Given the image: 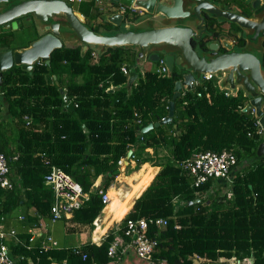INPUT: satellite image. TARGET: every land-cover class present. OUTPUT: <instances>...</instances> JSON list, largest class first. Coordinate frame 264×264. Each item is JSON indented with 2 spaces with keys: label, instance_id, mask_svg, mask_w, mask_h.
Returning a JSON list of instances; mask_svg holds the SVG:
<instances>
[{
  "label": "trees",
  "instance_id": "16d2710c",
  "mask_svg": "<svg viewBox=\"0 0 264 264\" xmlns=\"http://www.w3.org/2000/svg\"><path fill=\"white\" fill-rule=\"evenodd\" d=\"M92 4H83V11L92 20L100 19ZM90 27L98 33L119 31L104 21ZM212 34L219 38L222 30L210 29L203 41L194 44L205 47ZM0 40V48L13 47L7 35L0 34ZM137 55L130 47H109L98 51L95 59L91 48L84 52L80 45L63 46L52 53L50 66L37 63L31 72L14 66L3 73L0 152L8 159L14 187L0 186L4 234L0 251L5 247L13 264H111L114 259L108 249L116 238L113 231L101 245L88 243L79 254L62 247L57 237L58 247L43 249L47 236L34 233L41 229V221L51 225L54 201L45 176L59 167L90 193L89 201L73 212L70 221L94 227L105 208L100 191L106 192L115 179L119 161L138 149L132 159L139 168L150 162L144 154L153 148L166 150L168 158L158 164L161 170L125 218H169L167 226L151 228V237L157 240L153 262L194 264L192 258L199 255L206 259L199 264H217L221 258H254L252 264H264V154H257L263 135L258 133L255 116L243 111L248 97L242 89L226 95L215 78L202 81L195 91L176 100L172 124L141 135L144 127L168 116L179 77L145 72L132 87L126 86L129 76L122 67L137 72ZM65 75H69L67 82ZM60 87L66 90L68 102ZM68 103L74 108H68ZM207 151H232L237 157L235 167L248 164L236 173L229 193L212 178L195 186L182 169L181 162ZM101 175L104 186L96 188ZM20 208H25L24 221L14 223L13 215Z\"/></svg>",
  "mask_w": 264,
  "mask_h": 264
},
{
  "label": "water",
  "instance_id": "95a60500",
  "mask_svg": "<svg viewBox=\"0 0 264 264\" xmlns=\"http://www.w3.org/2000/svg\"><path fill=\"white\" fill-rule=\"evenodd\" d=\"M108 1L112 7L123 5L153 17L162 15L169 22L179 19H186L189 22L185 24L174 22L173 25L134 31L130 28L125 29L126 15L114 9L101 18L119 31L98 33L87 24L81 13L74 10L71 0H0L1 34L25 29L33 36H39L25 47L0 48V85L3 73L14 66H19L27 72H31L37 63L50 66L52 53L63 47L65 37L63 32L66 29L74 34L84 52L92 46L98 47L100 51L109 47H139L140 59L144 57L145 49H148L149 61L159 62L163 59L170 75L176 73L179 80L175 83L168 116L160 122L150 123L144 127L141 130L142 135L160 125L172 124L176 100L185 90L195 91V82L202 75L215 74L224 77L223 83L229 84L233 90L240 86L248 97L243 111L254 110L255 118L263 129V140L257 154L259 156L264 154V74L261 57L249 51H241L236 47L235 41L227 36L214 39L212 34L207 39L205 47L194 44L203 41L204 36L210 33V29L216 30L213 22L222 19L232 25H238L242 29L238 32L239 38L243 37L245 31L246 43L257 49L256 47L264 41V0H241L254 11L251 17H246L243 12L222 9L213 0H190L191 11L184 9V0ZM11 38L14 43L18 36L13 34ZM134 76L135 74L132 75L131 83ZM56 84L59 85V82ZM60 92L68 102L64 88L60 87ZM67 106L74 108L72 103H68ZM131 156L132 150L129 151L127 159ZM119 172L120 169L115 171V174Z\"/></svg>",
  "mask_w": 264,
  "mask_h": 264
},
{
  "label": "crops",
  "instance_id": "0c3cea01",
  "mask_svg": "<svg viewBox=\"0 0 264 264\" xmlns=\"http://www.w3.org/2000/svg\"><path fill=\"white\" fill-rule=\"evenodd\" d=\"M213 1L217 6L221 7L222 9H227V10H233V11L241 12V9L243 6V5L242 6L239 5L240 0H213ZM92 2L96 6V8L99 10V12L101 13L100 17H102L105 13H110L109 11H113L114 9H115V11H117V9H119V7H112L108 0H83L82 2H78V1L72 2V6H73L74 10L78 13H81L86 18V20L88 21L87 24H89V26H95L97 23L102 22V18L96 19V20L95 19L92 20V19L88 18L86 16V13L83 11V9H82L83 4L88 5ZM191 7H192V4L190 3V0H184V9L186 11H191ZM128 14H129V17H128L126 23L124 24L125 29L130 28L131 30H134V31H143L146 29H150V28H154V27H161V26L168 25V24L173 25L174 22L176 24H185V23L189 22L186 19H179L176 21L172 20L174 22H169L162 15H159L158 17H153V15L144 14L143 12L136 11V10H133V11L128 10ZM140 16L146 17V20L142 23H140V21H134L135 18H139ZM153 19H155V21H153ZM150 20H152V21H150ZM149 22H151L153 24L148 25ZM143 23H147L148 27L145 29H133V28H131V25H133V24L139 26ZM213 23L216 25L217 28L222 30L221 36H227L231 30L235 31L237 29H240L238 25H234V24L232 25L228 21H225V20H218V22L216 21ZM194 25H196V23H194ZM63 33L65 36L64 40H63V46H66V47H75L78 45L81 46V44L78 43L77 40L75 39L74 34L71 33L69 30L66 29L65 32H63ZM13 34H16L18 36V39L14 43H12V46L14 48L25 47L29 44L30 41L35 39V35L33 36V34L30 31H27L25 29L20 30L18 32L17 31L11 32L9 34L6 33L3 35H7L11 39ZM229 39H230V37H229ZM130 48H132V50L136 51L138 54L137 56H139V47H130ZM92 49L95 51L99 50L96 47H93ZM147 53H149V50L145 49L144 57L140 58L138 63H137V70H138L137 72L138 73L135 72V69L127 68L129 71V74H127L129 76V79L127 81L126 86L132 87L134 84L137 83V81L139 79V75L140 74L143 75V72H141L140 70L144 67V64H146L147 60L149 61V59H148L149 54H147ZM261 54L262 53L260 51L259 57L261 56ZM263 55L261 57H263ZM155 63H157V66L159 67L158 62H155ZM168 73H169V71H168ZM133 74H135L134 81L131 83V79L133 78L132 77ZM55 78H56V76H55ZM202 78L203 77L201 76L199 79H197L198 82L201 81ZM215 79L219 82V85L225 91V93L228 94V96L234 95L236 93V91H238L241 88L240 86H237V89L233 90L230 88L229 84H228V86L224 85V83H223L224 77L215 75ZM63 80L65 82H67L69 80V75L63 76ZM110 89H112L114 91L116 88L114 86H112ZM185 92L186 91H184V93ZM65 94H66V90H65ZM3 114L4 115L7 114V110L5 108L3 109ZM251 114L253 116H255L253 113H251ZM258 133L263 135V129L261 127L258 128ZM262 140H263V136H262ZM138 152H139L138 149L135 151L132 150V156L129 159H127V157H126V158H123L122 160H120V161H122V163H121L122 165L119 163L120 172L118 174H115L116 175L115 179L112 181L111 185L109 186V188L106 191V193L108 194L109 199H110L109 203L112 201L111 200V192H115L118 194L119 203L123 204L127 200V195L130 194L134 190V187L140 182L142 177H138V174L140 173V170H141V167L143 164L139 168H136L137 163L134 159H132V158H134L135 153L137 154ZM167 154L168 153L164 149H160V150H158V152H155L153 148H147L146 149L144 156L149 157L150 162H146L144 164H147L149 166V168H152L154 170V172H155L154 178L159 173V171L161 170V167L158 166V164H163L166 161V159L168 158ZM247 166H248V164H244L242 166V168L235 167L233 172H232L231 180H233V178L236 176V173L238 171H240V169H245V168H247ZM147 171L145 172V174L147 173ZM154 178H153V180H154ZM219 181L222 183V187H221L222 191L229 193L228 191L231 188L230 185H231L232 181L229 182L227 180H218V182ZM104 182H105V176L101 175L97 178V180L94 184V187H96V188L100 187L101 188L104 186L103 185ZM215 187L218 188L217 185ZM109 191H110V193H109ZM143 192L141 194H143ZM230 196H231V194H229V197ZM139 197L133 198L131 200V203H130L131 209L129 210V213L132 211V209L135 205L136 199H138ZM109 203H108V205L105 206V208L102 210L101 214L95 220L94 227H91L89 225H80V224H77L75 222H71L70 221L71 217H68V218L62 219L56 223H51L50 226H47L45 221H41V229L36 230L34 235H36V236H40V235L48 236V235H50L53 237V239L56 238L57 236H59L56 238L59 241V244L62 247L69 248V249H72L74 247L83 248L88 243L101 245L112 231L115 233L116 239H122L123 237L121 235V231L118 230V227L121 225L122 222L113 221V214L107 208L109 206ZM129 213H127L125 215V217ZM13 216H14V218H13L14 223H17L18 220L24 221L22 217L25 216V208L18 209ZM2 221L6 222L7 219L4 220V218H2ZM3 222H1V223H3ZM253 262H254V258H245L243 260H238L237 258H231V259L221 258L217 264H252ZM111 264H138V263H137V261L133 255H128V256L124 257L123 260L114 261Z\"/></svg>",
  "mask_w": 264,
  "mask_h": 264
},
{
  "label": "built area",
  "instance_id": "2783aa9c",
  "mask_svg": "<svg viewBox=\"0 0 264 264\" xmlns=\"http://www.w3.org/2000/svg\"><path fill=\"white\" fill-rule=\"evenodd\" d=\"M82 1V0H79ZM125 6L120 8V12L126 13ZM1 43V41H0ZM97 57L96 53H93ZM124 74H128L126 66L122 67ZM157 72L163 75H168V69L163 60L160 61ZM213 74L204 75V80H210ZM254 114V110L252 111ZM29 119V123H30ZM256 125L260 128V123L257 120ZM121 164L122 161H119ZM237 164V157L232 151H223L216 153L207 151L194 155L180 163L183 170L187 171L193 178V184L200 186L206 183L209 179L227 180L231 182L232 172ZM45 184L53 191L54 201L51 208V221L56 223L62 219L72 217L75 210H79L89 201L90 193L85 192L83 186L77 182L70 174L59 167H52L51 171L45 176ZM0 186L5 189H12L14 183L10 179V168L7 157L0 152ZM102 201L108 205L110 199L106 192L100 191ZM23 218V217H22ZM123 227L119 226L118 230L123 232L122 239H114L108 249V255L114 261L123 260L128 255H133L138 264H157L152 260V256L156 251L157 240L151 237V228H163L168 225L169 218H139L124 220ZM179 228V226H177ZM0 235L3 232L0 230ZM59 244L52 236L48 235L46 242L43 245L45 251H49L53 247H58ZM73 252L81 253L82 248L74 247ZM85 260V255L83 256ZM195 264L204 262L206 259L195 255L192 258ZM113 261V262H114ZM0 264H13L9 258L7 249L2 247L0 251ZM166 264V263H164Z\"/></svg>",
  "mask_w": 264,
  "mask_h": 264
},
{
  "label": "bare ground",
  "instance_id": "6f19581e",
  "mask_svg": "<svg viewBox=\"0 0 264 264\" xmlns=\"http://www.w3.org/2000/svg\"><path fill=\"white\" fill-rule=\"evenodd\" d=\"M146 171H147V173L145 174ZM154 175H155L154 170L152 168H149V166L147 164H143L141 167L140 173L138 174V177H142V178H141L140 182L134 187V190L130 194L127 195V200L123 204L119 203L118 194L115 192H111V200L112 201L109 203V206L107 208L113 214V221L118 222V221L123 220L125 215L127 213H129V210L131 209V205H130L131 200L133 198H136V197H139L140 195H142L141 193L147 187H149V185L151 184V182L154 178ZM109 193H110V191H109Z\"/></svg>",
  "mask_w": 264,
  "mask_h": 264
},
{
  "label": "flooded vegetation",
  "instance_id": "af4514ba",
  "mask_svg": "<svg viewBox=\"0 0 264 264\" xmlns=\"http://www.w3.org/2000/svg\"><path fill=\"white\" fill-rule=\"evenodd\" d=\"M242 10L244 11L243 12V14L246 16V17H251L252 16V14H253V12L254 11H252L248 6H246L245 4H243L242 3ZM218 22V21H217ZM230 27V26H229ZM240 30H242V29H237V30H235V31H230V33L227 35L228 37H230V39L232 40V41H235V45H236V47L237 48H239L241 51H249V52H252V53H254V54H256V55H258L259 56V54H260V51H261V56L264 54V41L262 42V44L261 45H259V46H257L256 48L257 49H255V47H253V46H249L247 43H246V40H245V31H243V37L242 38H239V36H238V32L240 31ZM236 36H237V38H236ZM217 39V38H216ZM238 39H240L241 41H238ZM255 49V50H254ZM222 52H224L223 50H222ZM260 56V57H261ZM261 65H262V72L264 71V59H263V57H261ZM177 69V66H175V70Z\"/></svg>",
  "mask_w": 264,
  "mask_h": 264
},
{
  "label": "rangeland",
  "instance_id": "374dc122",
  "mask_svg": "<svg viewBox=\"0 0 264 264\" xmlns=\"http://www.w3.org/2000/svg\"><path fill=\"white\" fill-rule=\"evenodd\" d=\"M252 16H253V14H252ZM146 20V17H139V18H135V20L134 21H140V23H142V22H144ZM222 20V19H221ZM150 24H153V23H151V22H149L148 23V25H150ZM148 25H147V23H143V24H141V25H139V26H137V25H131V28H133V29H145V28H147L148 27ZM123 28V27H122ZM96 48H98V47H96ZM99 49V48H98ZM157 69H158V66H157V63H155V62H150V61H148L147 60V62H146V64H144V67L140 70L141 72H143V74H145V72H155V71H157ZM140 72V73H141ZM263 74H264V71H263ZM225 85V84H224ZM226 86H228V85H226ZM122 165V164H121ZM126 217H124L123 218V220L125 219ZM122 220V221H123ZM122 221H119V222H122ZM57 237H59V236H57ZM61 238V237H60ZM165 262H162L161 264H164ZM194 264H195V262H194Z\"/></svg>",
  "mask_w": 264,
  "mask_h": 264
},
{
  "label": "clouds",
  "instance_id": "9594fccd",
  "mask_svg": "<svg viewBox=\"0 0 264 264\" xmlns=\"http://www.w3.org/2000/svg\"><path fill=\"white\" fill-rule=\"evenodd\" d=\"M72 2H74V1H78V2H82V1H79V0H71ZM123 5H120V6H118L119 7V9H117V12H119V13H122V12H120V8L122 7ZM126 7V6H125ZM126 9H127V11H126V13H124L125 15H126V17H127V19H128V17H129V14H128V10H130V11H133L131 8H129V7H126ZM137 11V10H136ZM83 16V15H82ZM84 17V16H83ZM85 18V17H84ZM101 18V17H100ZM86 19V18H85ZM88 22V21H87ZM103 22V21H102ZM1 41V40H0ZM1 44V43H0ZM82 46V45H81ZM94 46H92V47H90L91 49L93 48ZM98 51H100V50H93V53H96V55H97V57H95L94 55V58L96 59V58H98ZM161 60H163V59H161ZM160 60V61H161ZM160 61L158 62V64H160ZM128 70V69H127ZM123 72V71H122ZM129 72V71H128ZM129 74V73H128ZM204 75H206V74H204ZM204 75H202V77H204ZM168 76H170V73H168ZM213 78H215V74H213ZM212 78V79H213ZM211 80V79H210ZM202 81H208V80H204L203 78H202V80L201 81H199L198 82V80L195 82V86L197 85V84H199L200 82H202ZM186 91V90H185ZM187 92V91H186ZM183 94H184V92H183ZM182 94V95H183ZM226 95H228L227 93H226ZM253 111V110H252ZM252 111H249V112H251L252 113ZM258 119H256V121H257ZM140 134H141V132H140ZM142 135V134H141ZM106 206V205H105ZM125 220V219H124ZM123 220V221H124Z\"/></svg>",
  "mask_w": 264,
  "mask_h": 264
}]
</instances>
